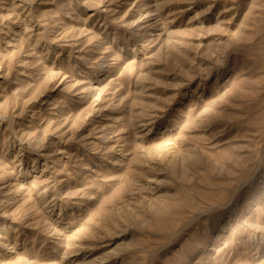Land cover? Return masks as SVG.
I'll return each mask as SVG.
<instances>
[{"label": "rangeland", "instance_id": "374dc122", "mask_svg": "<svg viewBox=\"0 0 264 264\" xmlns=\"http://www.w3.org/2000/svg\"><path fill=\"white\" fill-rule=\"evenodd\" d=\"M0 264H264V0H0Z\"/></svg>", "mask_w": 264, "mask_h": 264}]
</instances>
